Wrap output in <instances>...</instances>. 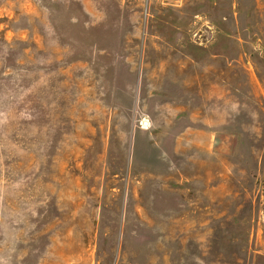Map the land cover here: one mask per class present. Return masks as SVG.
<instances>
[{"label":"rangeland","instance_id":"obj_1","mask_svg":"<svg viewBox=\"0 0 264 264\" xmlns=\"http://www.w3.org/2000/svg\"><path fill=\"white\" fill-rule=\"evenodd\" d=\"M0 264H264V0H0Z\"/></svg>","mask_w":264,"mask_h":264}]
</instances>
